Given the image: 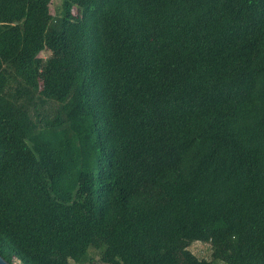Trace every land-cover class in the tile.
Returning a JSON list of instances; mask_svg holds the SVG:
<instances>
[{"label": "trees", "instance_id": "trees-1", "mask_svg": "<svg viewBox=\"0 0 264 264\" xmlns=\"http://www.w3.org/2000/svg\"><path fill=\"white\" fill-rule=\"evenodd\" d=\"M49 4L0 0V257L264 264V0Z\"/></svg>", "mask_w": 264, "mask_h": 264}, {"label": "rangeland", "instance_id": "rangeland-1", "mask_svg": "<svg viewBox=\"0 0 264 264\" xmlns=\"http://www.w3.org/2000/svg\"><path fill=\"white\" fill-rule=\"evenodd\" d=\"M60 0H50V4H49V12L51 14H54L56 7L58 6ZM74 14V12H73ZM53 55V53H50L47 50H43L39 53V56L41 57H47ZM190 251L195 254L198 257H204L207 258L208 257V253H209V248H208V244L207 243H203V242H193L190 246H189ZM14 264H19L17 261L13 262Z\"/></svg>", "mask_w": 264, "mask_h": 264}, {"label": "water", "instance_id": "water-1", "mask_svg": "<svg viewBox=\"0 0 264 264\" xmlns=\"http://www.w3.org/2000/svg\"><path fill=\"white\" fill-rule=\"evenodd\" d=\"M0 264H9V263H7L5 260H3V259L0 257Z\"/></svg>", "mask_w": 264, "mask_h": 264}]
</instances>
